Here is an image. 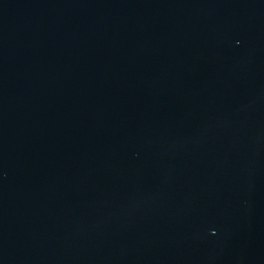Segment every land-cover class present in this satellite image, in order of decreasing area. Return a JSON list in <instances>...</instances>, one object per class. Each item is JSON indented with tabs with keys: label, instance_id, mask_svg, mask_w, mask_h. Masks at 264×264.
<instances>
[{
	"label": "water",
	"instance_id": "1",
	"mask_svg": "<svg viewBox=\"0 0 264 264\" xmlns=\"http://www.w3.org/2000/svg\"><path fill=\"white\" fill-rule=\"evenodd\" d=\"M0 264H264V0H0Z\"/></svg>",
	"mask_w": 264,
	"mask_h": 264
}]
</instances>
